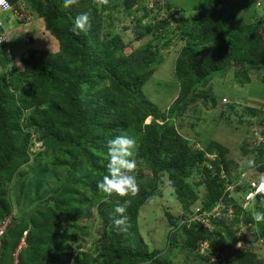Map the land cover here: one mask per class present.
Wrapping results in <instances>:
<instances>
[{
    "label": "trees",
    "instance_id": "obj_1",
    "mask_svg": "<svg viewBox=\"0 0 264 264\" xmlns=\"http://www.w3.org/2000/svg\"><path fill=\"white\" fill-rule=\"evenodd\" d=\"M241 1L203 0L192 18L176 6L180 18L170 27L168 21L147 19L149 11L139 0H109L105 6L79 0L69 8L63 0H26L56 49L38 47L32 36L19 55L7 53L6 44H0V219L12 213L2 236L0 264L12 261L25 229L19 264H173L172 258L183 251L186 260L192 259L190 264H264L237 233L240 214L244 213L245 225L254 220L242 206L244 198L240 202L236 197V192L248 190L250 182L264 178V147L254 144L264 135V116L249 126L240 143L246 164L230 158L228 147L214 139L196 148L199 140L191 145L176 122L196 101L216 107L205 86L219 74L228 72L233 83L245 85L254 80L251 71L257 70L256 78L264 85V12L244 21L238 16ZM140 8L142 17L137 15ZM83 12L90 14L91 28L76 35L71 31L74 18ZM132 14L131 25H118ZM169 28L179 32L173 30L160 43ZM127 29L135 31L139 45L124 40L121 33ZM177 40L181 46L174 75L179 92L161 110L144 95L143 86L161 62L162 48ZM234 106L235 102L221 105L220 116L227 119L225 113ZM248 109L257 115L261 107ZM121 132L138 141L139 192L134 197L109 196L97 187L107 174V141ZM32 133L44 146L33 159ZM164 176L182 211L174 215L165 209L166 244L150 249L138 216L141 206L160 194ZM198 187L203 189L201 208L210 210L220 202L219 213L230 217L231 211L230 222L214 216L210 231L199 221L187 220L199 197ZM262 199L258 195L249 201L254 211L264 212ZM125 200L130 201L126 212L130 227L121 232L113 220L117 202ZM63 218L75 225L69 232ZM95 221L100 222L98 237L86 246ZM65 234L76 244L61 248ZM203 241L205 254L199 252ZM235 242L240 245L233 247Z\"/></svg>",
    "mask_w": 264,
    "mask_h": 264
},
{
    "label": "rangeland",
    "instance_id": "obj_2",
    "mask_svg": "<svg viewBox=\"0 0 264 264\" xmlns=\"http://www.w3.org/2000/svg\"><path fill=\"white\" fill-rule=\"evenodd\" d=\"M202 1L203 0H166V2H169L168 4L170 7L177 6L181 8L183 11L182 14L190 18L194 17V15H198L199 9L196 5L200 4ZM241 2L244 6L238 10V16L241 17L240 19L251 21L255 14H263L264 0L259 6H256L254 2H247V0H242ZM117 11V9L112 10L113 17L116 15ZM119 16L122 17L123 14L120 13ZM179 18L180 12L178 11L175 13V17L171 18V21L169 22L170 27H175L176 19L179 20ZM123 24L127 25V22L125 23V21L121 20L118 23L120 26ZM21 28H23V31L26 30L24 31L25 33L31 31L34 43L39 45L38 47L49 50L56 49L52 36L42 33L41 20L37 15L33 17L32 21L22 23ZM168 30L170 31L169 34H162L159 37L160 43H163L168 37H171L173 35V30H176V33L179 32L177 29L169 28ZM121 34L126 42H131L134 46L140 44V41L134 40V30L127 29ZM19 38L20 33L16 35L14 42L11 44L15 51L21 47L24 50L26 47V44H22V40ZM12 39L13 34L10 33V40ZM168 44L171 46L168 49H166V47L162 48V52H160L162 57L161 62L156 65L154 72L143 86L144 95L148 100L158 105L161 110L166 109L177 97L179 92L178 80L174 75V63L177 55L176 50H179L181 42L178 40L175 41V43L170 41ZM257 73V70L251 71V76H253L254 80H251L245 85H238L236 82L233 83L232 76L228 72L215 76L205 87L217 101V104L215 105L216 107L208 108L202 101H196L194 104L190 105L185 111V117L183 119H176L177 124L180 125V127H178L179 133L189 139L191 145L193 142L199 140L197 141L198 143H195L197 145H194L196 148L198 146H203L210 139H214L228 147V156L230 158H234V160L238 161L240 164H246L247 157H241L239 146L243 137L247 136L249 126L256 124L260 119H254V117H259V114L255 115V113L253 115L248 108H256L264 101V85L256 78ZM201 88L204 89V86H201ZM223 95L226 96L223 98H227V102L222 101L223 98L221 97ZM231 102H235V109L231 112H226L225 115L229 114V116L225 119V117L223 118L220 116V107L223 105L226 108ZM149 119L150 118L148 117L147 120ZM159 121L162 122L160 118ZM42 148L43 146H41L40 142L33 143L32 141L30 151L34 152L31 153V159H33L36 152ZM211 156L214 157V155ZM143 171L147 172L148 170L146 168L143 169ZM159 190L160 194L158 193L154 195L147 203L141 206L138 216L139 230L150 249L162 248L166 244L169 223L164 213L165 209H170L171 213L174 215L176 213H181L182 211L174 192L168 187L166 176H164V182L161 184ZM198 190L199 192L197 191V193L201 197L203 189L200 188ZM242 195V190L236 192V197L239 198L240 202L242 201ZM200 197H198L196 203L199 202ZM243 205V207H245L244 209H246L248 214L253 218L255 211L252 209V202H249L247 206L246 203ZM195 206L198 205L195 204ZM16 210L18 211V209L14 208V212ZM228 212L230 213V217L224 216L221 212H217L215 216L226 217L225 222L228 223L233 216L231 211ZM249 215L246 214V216ZM244 217V213L239 215L241 228L237 233L244 238V244L247 247L255 250L259 257L264 259V224L257 223L253 219L254 221L251 222L249 226L245 225L242 221L244 220ZM63 225L68 229V232L75 227L73 223H68L65 218H63ZM99 228L100 222L95 221L93 226L88 229L90 240H88L89 242L86 246L90 245L91 239L98 237L97 231ZM61 239V248L67 247V243L69 242H72V244H76L77 242L75 239L70 241L68 234L63 235ZM83 241L84 239L82 238V242ZM238 245H240V242L233 243V247H237ZM77 250H80V248ZM189 257L192 258V254H190ZM190 261H192V259L189 261L185 259L184 251L178 252L172 258L173 264H190ZM195 264L206 263L201 262Z\"/></svg>",
    "mask_w": 264,
    "mask_h": 264
},
{
    "label": "clouds",
    "instance_id": "obj_3",
    "mask_svg": "<svg viewBox=\"0 0 264 264\" xmlns=\"http://www.w3.org/2000/svg\"><path fill=\"white\" fill-rule=\"evenodd\" d=\"M63 3H64L65 8H69V7L78 5L79 0H63ZM94 3L97 6H105L109 4V0H94ZM0 10L2 11L10 10V5L7 3V0H0ZM28 10L32 16V12L30 11L29 8ZM31 19L32 17H30V19L25 20V21L29 22L31 21ZM0 24H2V21H0ZM90 28H91L90 14L88 12H83V13L78 14L74 18V25L71 28V31L75 33L76 35H79L81 32L89 31ZM10 43H11V40H10ZM7 53H12L11 49H10V52H7ZM223 97H226V96H222V98ZM263 104L264 103L262 102V104L260 103L259 106L262 108ZM261 115H262V109L259 112V117H254V119L260 118ZM250 133H252V131ZM33 139H35V141ZM31 141H33V143L40 142L41 146H43L42 142L37 140L35 134L33 133L31 135ZM261 143L264 147V135L258 136L257 140L254 142L255 146H260ZM137 148H138L137 139L133 136H130L126 132H121L120 134L115 135L112 139L107 141V156H108V162L106 165L107 174L104 175L102 180L97 184V187L99 188V190H101L102 192H104L105 194L109 196L115 194L119 197H134L138 194L139 183H138L137 175H136L137 162L135 160ZM200 188L202 187H198V189ZM233 188L234 186H230V190H232ZM244 195L245 193L242 195V198H244ZM258 195L264 197V186L259 187L256 190V192L252 193V195L250 196V199L254 201L255 197ZM261 202L264 203V199H262ZM129 203H130L129 200H125L123 204L117 202V205L115 207V213L117 214V217L113 220V224L118 231H121V232L127 231V229L130 227L129 217L126 214ZM196 204L198 206H194L191 212L187 213V220L188 221H199V223H202L205 227H207L210 231H212L213 226L211 224V218H213L214 216L213 217L209 216V225H208V224H205L202 220H196V219L192 220L190 218V215L197 216L198 214H201L202 212H208L212 210L217 204L210 210H205L201 208L202 206L200 205V199H199V202ZM253 219L257 223L264 221V212L255 211L253 214ZM181 221L185 222V219L183 218L181 219ZM201 246L202 248L200 249L199 252L201 254H205V247L207 246V242L203 241L201 243ZM213 259L214 258H212L211 260Z\"/></svg>",
    "mask_w": 264,
    "mask_h": 264
},
{
    "label": "built area",
    "instance_id": "obj_4",
    "mask_svg": "<svg viewBox=\"0 0 264 264\" xmlns=\"http://www.w3.org/2000/svg\"><path fill=\"white\" fill-rule=\"evenodd\" d=\"M142 1L141 4L144 5L147 8V11H149V19L152 22L157 21H171V18L175 17V9L174 7H168L166 0H139ZM250 2H254L256 6H259L262 2V0H248ZM7 3L10 5V10L8 11H2L0 10V21H2V24H0V44L5 43L7 46L6 51L10 52V35L7 28V22L10 21L9 17H13L17 22L28 20L31 17V14L26 6L25 0H7ZM144 14V10L140 8L137 12L138 16H141ZM134 18V15H130L128 19L125 21L127 22V25H131L132 19ZM143 22L146 20L143 19ZM126 25V24H123ZM227 98H223L222 101L227 102ZM223 103V102H222ZM262 115L264 116V104L262 106ZM35 141V139H33ZM264 186V178L254 180L250 182V186L248 187V190L245 192L243 204L249 203L250 196L252 193L256 192V190ZM242 204V206H244ZM221 203L218 202L217 205L208 212H202L201 214H198L197 216L190 215V218L192 220H202L205 224L209 225V216H215L217 212H219ZM12 213L5 216L4 218L0 219V250H1V244H2V236L4 235L8 225L11 223ZM26 235H27V229L22 231V235L20 237V240L18 242V245L13 253V259L9 264H19L18 260V253L20 250L26 246ZM73 259L71 258V261ZM50 264V263H47ZM71 264V263H69Z\"/></svg>",
    "mask_w": 264,
    "mask_h": 264
},
{
    "label": "crops",
    "instance_id": "obj_5",
    "mask_svg": "<svg viewBox=\"0 0 264 264\" xmlns=\"http://www.w3.org/2000/svg\"><path fill=\"white\" fill-rule=\"evenodd\" d=\"M167 4L169 3V2H166ZM169 5V4H168ZM174 7H176V6H174ZM264 12V11H263ZM262 12V13H263ZM35 15H33L32 14V19H31V21L33 20V17H34ZM9 20L10 21H8L7 22V27H8V32H9V34L10 33H12L13 34V39L11 40V43H10V49H11V52L13 53V54H15V55H19V53H21L22 51H23V48L21 47V48H18V49H16V51L13 49V47L11 46V44L14 42V40H15V37H16V35L17 34H19L20 33V38L19 39H21L22 40V44H26V46L27 45H29L30 44V42H29V39H30V37L32 36V33H31V31H28L27 33H25L24 31H26V30H24L23 31V28H21V23L20 22H17L13 17H9ZM40 20H41V18H40ZM41 27H43V22H42V20H41ZM23 31V32H22ZM23 41H24V43H23ZM223 96H225V95H223Z\"/></svg>",
    "mask_w": 264,
    "mask_h": 264
}]
</instances>
